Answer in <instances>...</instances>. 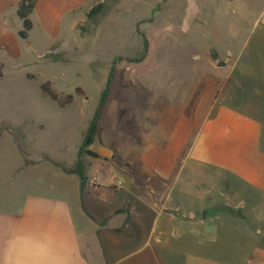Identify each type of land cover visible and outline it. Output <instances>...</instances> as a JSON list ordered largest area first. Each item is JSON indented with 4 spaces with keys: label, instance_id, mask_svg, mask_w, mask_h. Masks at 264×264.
Returning a JSON list of instances; mask_svg holds the SVG:
<instances>
[{
    "label": "rangeland",
    "instance_id": "rangeland-1",
    "mask_svg": "<svg viewBox=\"0 0 264 264\" xmlns=\"http://www.w3.org/2000/svg\"><path fill=\"white\" fill-rule=\"evenodd\" d=\"M263 6L264 0H116L96 22L86 20L87 12L74 23L67 17L52 35L34 15L30 43L18 39L12 51L0 52V173L22 157L71 166L111 74L92 142L82 155V194L94 214L122 208L115 224L129 220L131 235L141 238L140 252L131 251L120 264L264 262V197L243 192L238 201L234 180L224 188V173L205 166L192 170L184 160L223 86L220 50L254 43L250 30ZM143 38L146 53L133 61ZM233 79L226 92H233ZM46 81L61 98L73 95L71 103L60 107L43 94L39 85ZM190 170L210 193L226 192L211 210L170 207L171 177ZM46 177L56 189L64 187ZM87 192H115L116 198L105 202ZM126 203L130 217L123 213ZM253 205L260 210L248 208ZM85 241L97 245L94 234ZM123 243L106 238L110 252L127 248Z\"/></svg>",
    "mask_w": 264,
    "mask_h": 264
},
{
    "label": "crops",
    "instance_id": "crops-1",
    "mask_svg": "<svg viewBox=\"0 0 264 264\" xmlns=\"http://www.w3.org/2000/svg\"><path fill=\"white\" fill-rule=\"evenodd\" d=\"M19 1L0 0V52L12 51L19 45L17 32L22 29V21L16 15ZM97 1L36 0L29 14L30 30L35 15V23L52 35L64 25L67 17L71 23L82 20ZM29 31L26 39H20L26 44L30 43ZM250 35L254 42L251 45L241 43L234 49L220 50L222 64L217 68L222 74L219 83L223 86L212 117L201 125L199 134L192 137L184 159L192 170L194 166H205L224 173V188L228 180H234V195L238 201H243V192L264 197V6L254 19ZM257 39L262 42L255 43ZM232 75L233 92H226ZM13 144L20 154L17 143ZM46 173L64 187L52 186ZM182 176L174 174L170 179L168 201L174 210L206 212L216 204L218 197L227 195L221 190L210 193L209 188L196 183L200 180L199 173L190 170ZM82 193L78 177L64 173L50 161L16 159L14 166L0 173V264H120L131 251L140 252L141 238L131 235L130 221L124 219L118 226L115 224L114 218L122 208L94 214L84 207L86 197ZM87 193L105 202L116 198L115 192L107 193V197ZM165 194L162 193L161 198L166 197ZM240 205L236 208L245 210V203ZM260 205L248 208L259 211ZM126 206L123 213L130 217L129 203ZM103 219H106L105 224H98ZM92 234L96 238L95 248L88 241L83 242ZM107 236L123 239L127 248L117 247L110 252ZM100 238H104L105 243L102 244ZM146 240L144 238L143 243ZM118 249L120 253L116 254Z\"/></svg>",
    "mask_w": 264,
    "mask_h": 264
},
{
    "label": "trees",
    "instance_id": "trees-1",
    "mask_svg": "<svg viewBox=\"0 0 264 264\" xmlns=\"http://www.w3.org/2000/svg\"><path fill=\"white\" fill-rule=\"evenodd\" d=\"M35 2H36V0H20L18 3L17 9H16V15L22 21V29H20L17 32L18 37L20 39H26L27 38V32L30 30V28L32 26V23L29 19V14L32 12L34 5H35ZM115 2H116V0H113V3H115ZM113 3H110L109 0H102L100 3L95 5L89 12L86 13V20L96 22L100 17L104 16L107 13V11L109 10L110 6ZM146 50H147V41L145 38H143V46H142V51L140 53V56L136 59H133V61H140L144 57ZM1 76H2V69L0 67V77ZM110 78H111V74H110L109 79L107 81L106 88L102 92L100 102H99V107L96 110L94 117L91 119V121L88 125V128H87L86 135H85V137H84V139H83V141H82V143L78 149L77 156H76L74 163L71 166L66 167V166H64V165H62L56 161L50 160L48 157L44 158V159L50 161L55 166H58L64 173L75 174L79 179V187H80L81 192L83 191L84 186H85V182H86L85 163L82 159V155L84 154L86 148L92 142V137H93V134L95 132V127H96V122L98 120L100 108H101V106L105 100L106 91H107V87L109 85ZM39 89L43 94L47 95L51 100L55 101L60 107L68 105L69 103H71V101L73 99V95H71V94L66 95V97H64V98H61L51 88V84L49 81L41 83L39 85ZM75 92L79 95L83 94L82 90L79 87H77L75 89ZM91 218L95 221V219L93 217H91ZM105 220L106 219L99 221L98 224L104 225Z\"/></svg>",
    "mask_w": 264,
    "mask_h": 264
}]
</instances>
